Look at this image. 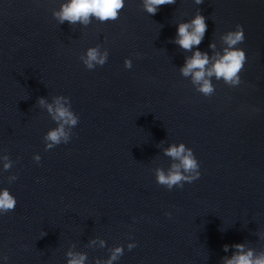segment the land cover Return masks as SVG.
<instances>
[{"label":"water","instance_id":"obj_1","mask_svg":"<svg viewBox=\"0 0 264 264\" xmlns=\"http://www.w3.org/2000/svg\"><path fill=\"white\" fill-rule=\"evenodd\" d=\"M68 2L0 0V192L16 200L0 212V264L264 256V0H175L154 15L124 0L117 19L87 24L59 21ZM197 15L206 32L185 50L178 26ZM237 25L240 82L206 76L205 95L181 69L196 51L210 69ZM89 49L104 63L88 68ZM57 101L76 125L53 118ZM61 125L67 141L53 144ZM181 144L200 177L169 189L157 172L180 164L165 153Z\"/></svg>","mask_w":264,"mask_h":264},{"label":"clouds","instance_id":"obj_2","mask_svg":"<svg viewBox=\"0 0 264 264\" xmlns=\"http://www.w3.org/2000/svg\"><path fill=\"white\" fill-rule=\"evenodd\" d=\"M203 0H196L197 4L202 3ZM175 0H145V8L149 14L154 15L159 6L173 4ZM124 6V0H69L65 5L61 6V10L55 15L59 21L63 23L68 21L69 23L81 22L87 24L90 17H95L100 21H108L117 19L118 12ZM189 28L192 30L189 31ZM207 25L205 18L202 15H197L191 22V24H181L178 26L179 39L176 41L183 49L191 50L194 45H199L206 32ZM244 30L241 25L236 26V31H231L224 38L226 44L229 46L224 50V54L215 61L210 69L205 70V66L209 63L207 54H202L200 51H196L193 56L186 61V65L181 69L185 76L190 73L193 75L195 83L201 84L199 91L205 95H210L213 92V87L208 79L205 77H211L215 75L217 79H223L229 84H238L240 78L238 74L244 67L246 61V54L244 50L234 48L244 41ZM87 60L85 64L88 68H93V62L103 64L104 58H98L97 51L95 49H89L87 53ZM125 66L130 67V62L125 61ZM41 104L44 101L41 99ZM50 113L53 112L51 105L48 106ZM54 119L62 120L66 124L76 125L77 119L73 114L64 106L60 105L57 101V106L54 110ZM61 137H64L67 141V136L63 131V125L57 130L49 132L47 139L52 141L53 144H59ZM49 148L52 145H48ZM166 155L179 159L180 164H174L172 169L167 175L163 171L158 170L157 180L160 184L166 185L171 189L174 185H181V181H187L188 183L200 177L199 164L195 158L193 152L190 149H186L183 144L179 146H170L166 150ZM5 167H8L6 165ZM183 169L185 173H195V175H183L180 169ZM183 187V185H181ZM16 205V200L9 194L7 189L0 192V212L7 213L13 210ZM170 215V214H169ZM129 247H133L129 245ZM237 248H243L242 245H236ZM227 250V248H225ZM121 249H116V253H120ZM71 255V254H70ZM115 259V255L112 257ZM69 264H83V257L79 259H72ZM226 264H264V256L253 260L252 252L247 254H241L233 257V259L226 261Z\"/></svg>","mask_w":264,"mask_h":264}]
</instances>
